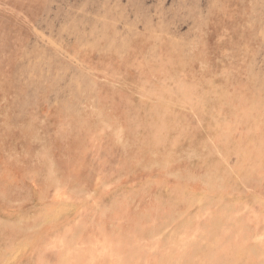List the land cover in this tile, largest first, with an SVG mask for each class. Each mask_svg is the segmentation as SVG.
Segmentation results:
<instances>
[{
  "label": "rangeland",
  "instance_id": "rangeland-1",
  "mask_svg": "<svg viewBox=\"0 0 264 264\" xmlns=\"http://www.w3.org/2000/svg\"><path fill=\"white\" fill-rule=\"evenodd\" d=\"M0 264H264V0H0Z\"/></svg>",
  "mask_w": 264,
  "mask_h": 264
}]
</instances>
